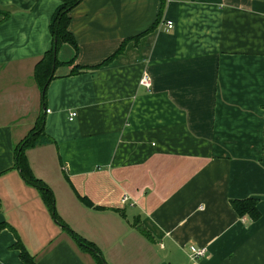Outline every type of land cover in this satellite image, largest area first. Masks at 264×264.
Listing matches in <instances>:
<instances>
[{
	"label": "crops",
	"instance_id": "obj_1",
	"mask_svg": "<svg viewBox=\"0 0 264 264\" xmlns=\"http://www.w3.org/2000/svg\"><path fill=\"white\" fill-rule=\"evenodd\" d=\"M63 1L0 0V264H25L16 233L34 264H99L16 168L41 115L30 165L108 264H264V0H82L44 98Z\"/></svg>",
	"mask_w": 264,
	"mask_h": 264
},
{
	"label": "trees",
	"instance_id": "obj_2",
	"mask_svg": "<svg viewBox=\"0 0 264 264\" xmlns=\"http://www.w3.org/2000/svg\"><path fill=\"white\" fill-rule=\"evenodd\" d=\"M82 0H64L61 6L58 8L56 13L54 14L51 20V28L54 36V44L52 49H50L43 58L38 62L35 69V77L39 84V86L44 89L45 85L52 80L55 76L56 66H57V54L60 46L63 43L71 42L75 43L73 35L68 30L69 25V12L70 10L76 6ZM107 61V60H106ZM54 69V71H53ZM47 90V88H46ZM44 98L46 97V91L44 93ZM44 117L41 115L36 123L34 129L24 138L16 148L15 151V165L19 170L23 179L29 184L36 187L44 199L48 209L52 213L54 220L61 225L64 229H66L73 239L78 242V244L92 252V254L96 257L99 264H108L106 261H103V254L101 251L96 248V246L82 238L79 234L73 231L68 224L60 217L57 209H56V199L52 189L49 187L46 182H44L41 178L37 177L34 173L30 162L27 156V150L30 147L36 145H42L51 143L53 140L50 138L44 130ZM233 208L240 216L247 215L251 220L255 221L261 217V210L259 207L258 199L254 197H247L243 199H232L231 200ZM7 226L6 223H1V227ZM9 226V225H8ZM11 230V226H9ZM144 234L148 235L147 230L144 228L141 229ZM17 242L13 247L19 249L21 251V256L25 264H34L33 258L27 248L25 247L23 241L20 236L16 233ZM94 249V251L92 250Z\"/></svg>",
	"mask_w": 264,
	"mask_h": 264
},
{
	"label": "built area",
	"instance_id": "obj_3",
	"mask_svg": "<svg viewBox=\"0 0 264 264\" xmlns=\"http://www.w3.org/2000/svg\"><path fill=\"white\" fill-rule=\"evenodd\" d=\"M165 24H166L167 30H172L174 28V25H175L172 20H167ZM140 83L147 88H150L152 86V79L147 72L143 74ZM75 116H76V112H73L70 116V119H73ZM120 201H121V204L124 206L127 204H130L129 203V201H130L129 195L125 194L121 198ZM189 256L192 260L198 261V260L206 258L208 256V251L204 247L193 246V247H191V250L189 251Z\"/></svg>",
	"mask_w": 264,
	"mask_h": 264
},
{
	"label": "water",
	"instance_id": "obj_4",
	"mask_svg": "<svg viewBox=\"0 0 264 264\" xmlns=\"http://www.w3.org/2000/svg\"><path fill=\"white\" fill-rule=\"evenodd\" d=\"M53 71H54V69H53ZM47 86H48V83L45 85L44 89L42 90V92H43V93H42L43 96H44V93H45V91H46ZM92 250L94 251L93 248H92ZM102 259H103V261L105 262L104 257H103Z\"/></svg>",
	"mask_w": 264,
	"mask_h": 264
}]
</instances>
